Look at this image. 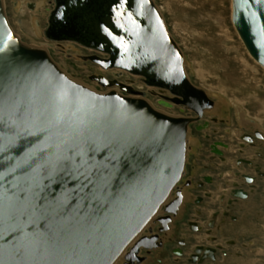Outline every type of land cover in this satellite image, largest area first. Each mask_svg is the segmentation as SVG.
Segmentation results:
<instances>
[{
    "label": "water",
    "instance_id": "water-1",
    "mask_svg": "<svg viewBox=\"0 0 264 264\" xmlns=\"http://www.w3.org/2000/svg\"><path fill=\"white\" fill-rule=\"evenodd\" d=\"M52 2L45 41L94 52L80 59L140 78L157 106L195 117L157 110L116 80L90 77L105 91L79 83L19 40L0 0V264H115L123 254L120 264H135L148 248L141 233L183 175L188 127L214 102L186 77L152 0ZM231 23L264 69V0H231ZM181 197L176 188L165 212Z\"/></svg>",
    "mask_w": 264,
    "mask_h": 264
},
{
    "label": "rangeland",
    "instance_id": "rangeland-1",
    "mask_svg": "<svg viewBox=\"0 0 264 264\" xmlns=\"http://www.w3.org/2000/svg\"><path fill=\"white\" fill-rule=\"evenodd\" d=\"M152 1L164 20L167 32L183 54L184 72L188 80L195 87L205 91L209 99L214 102V106H218L216 110L213 106L211 110L204 112L200 121L227 117L230 119V130L238 132L240 126H244L243 123H239L238 108L250 118L249 121L259 120L263 129L264 69L251 59L235 33L231 23V0ZM3 2L5 16L12 32L26 45L44 47L60 69L74 80L99 91L106 89L91 81V76H102L110 81L116 80L120 84L145 93L146 99L155 108L163 109L166 114L188 116L178 111L180 107L169 110L157 106L155 102L159 100L158 97L150 94L155 90L145 87L140 78L117 70L103 71L96 65L80 59L93 55L94 52L74 44L63 43L59 46L45 41L42 32L47 26V17L53 8L52 0H3ZM29 4L34 5L33 10L28 9ZM221 99L227 102L226 106L221 103ZM186 113L195 116L190 111ZM212 128L217 131L215 139H220L223 128L218 124ZM208 144L209 142L201 137V133L192 130L188 135L187 145L192 146L193 153L189 159L187 157V175L198 179L205 173L200 165L194 171L191 167L195 166L197 157L203 162L206 161ZM234 213L247 222L245 211L236 209ZM248 217L251 221L252 217ZM255 226L264 233V220ZM254 239L256 242L253 246L251 241ZM254 239L251 236V245L247 252L244 251L243 261H232L229 264H250L247 260L252 259L251 254L254 255L256 250L259 252L260 261L264 260V234L256 238L254 236Z\"/></svg>",
    "mask_w": 264,
    "mask_h": 264
},
{
    "label": "flooded vegetation",
    "instance_id": "flooded-vegetation-1",
    "mask_svg": "<svg viewBox=\"0 0 264 264\" xmlns=\"http://www.w3.org/2000/svg\"><path fill=\"white\" fill-rule=\"evenodd\" d=\"M221 103L227 105L225 100ZM237 110L239 123L244 124L238 132L230 130L227 117L201 120L188 127V135L193 130L209 142L206 161L197 157L191 167L194 171L200 165L205 173L198 179L187 175V160L193 153L192 146L187 145L183 175L155 221L141 233L140 238H145L148 248L139 249V262L135 264L241 262L251 242L255 245L254 236L264 234L255 226L264 220V128L261 129L257 119L251 122L243 110ZM178 111L189 116L186 110ZM216 124L223 128L218 140L217 131L212 128ZM176 188L181 192V202L177 211L170 214L165 207L175 196ZM236 209L245 211L247 222L234 213ZM161 220H165V226ZM251 257L248 263L264 264L258 250ZM121 258L115 264L123 263Z\"/></svg>",
    "mask_w": 264,
    "mask_h": 264
},
{
    "label": "bare ground",
    "instance_id": "bare-ground-1",
    "mask_svg": "<svg viewBox=\"0 0 264 264\" xmlns=\"http://www.w3.org/2000/svg\"><path fill=\"white\" fill-rule=\"evenodd\" d=\"M2 4H3V9H5L3 0H2ZM4 12H5V10H4ZM36 14H37V13H36ZM30 20H31V19H30ZM235 33H236V32H235ZM19 40H20V39H19ZM240 41H241V40H240ZM30 46H31V45H30ZM41 46H42V45H41ZM32 47H33V46H32ZM34 47H36V46H34ZM36 48H41V49H44L45 51H47L44 47H36ZM47 53L49 54L48 51H47ZM247 53H248V52H247ZM248 55H249V54H248ZM49 56H50V54H49ZM50 57H51V56H50ZM51 59H52V57H51ZM52 60H53V59H52ZM68 61H69V60H68ZM97 67H98V66H97ZM99 71H100V70H99ZM185 75H186V74H185ZM113 77H115V76H113ZM186 77H187V76H186ZM139 81H140V80H139ZM94 90H96V89H94ZM107 90H110V89H107ZM113 90L119 92V90H116V89H114V88H113ZM96 91H99V90H96ZM156 92H157V91H156ZM119 93H120V92H119ZM144 99L147 100V101L149 102V100L146 99L145 97H144ZM149 103H150V102H149ZM155 109H157V108H155ZM157 110H159V109H157ZM162 110H163V109H162ZM162 110H160V111H162ZM162 112H165V111L163 110ZM258 121H259V120H258ZM190 146H191V145H190ZM164 204H165V203H164ZM164 204H163V205H164ZM163 205H162V206H163ZM162 206H161V207H162ZM159 212H160V210H159ZM159 212L157 213V215L159 214ZM157 215H156V216H157ZM156 216H155V218H156ZM155 218H154L153 222L155 221ZM153 222H152V223H153ZM152 223H150L148 226H150ZM148 226H147V227H148ZM147 227H146V228H147ZM138 238H139V237H138ZM121 257H124V254H123ZM121 257H120V258H121ZM120 258H119V259H120ZM119 259H118V260H119ZM121 259L124 260L123 258H121Z\"/></svg>",
    "mask_w": 264,
    "mask_h": 264
},
{
    "label": "snow or ice",
    "instance_id": "snow-or-ice-1",
    "mask_svg": "<svg viewBox=\"0 0 264 264\" xmlns=\"http://www.w3.org/2000/svg\"><path fill=\"white\" fill-rule=\"evenodd\" d=\"M105 31H107V29H105ZM5 71H7V69H5Z\"/></svg>",
    "mask_w": 264,
    "mask_h": 264
}]
</instances>
